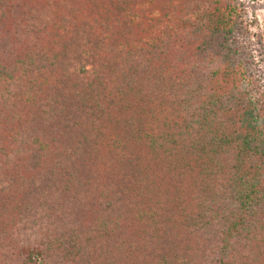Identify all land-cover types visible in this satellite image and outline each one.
I'll list each match as a JSON object with an SVG mask.
<instances>
[{"label":"trees","instance_id":"trees-1","mask_svg":"<svg viewBox=\"0 0 264 264\" xmlns=\"http://www.w3.org/2000/svg\"><path fill=\"white\" fill-rule=\"evenodd\" d=\"M189 1L0 0V264H264L246 0Z\"/></svg>","mask_w":264,"mask_h":264},{"label":"rangeland","instance_id":"rangeland-1","mask_svg":"<svg viewBox=\"0 0 264 264\" xmlns=\"http://www.w3.org/2000/svg\"><path fill=\"white\" fill-rule=\"evenodd\" d=\"M202 0H190V6L194 7V14L196 15V12L198 8L200 7V3ZM209 2L214 3L216 0H208ZM224 1V0H221ZM238 1V0H237ZM249 0H246L245 8L241 9V17L244 21V25L246 24V28L250 35H253V37H250V39H247L250 41V47H249V54H250V65L246 68L240 67L238 70L241 69L245 71V75L249 76L250 78L254 79L255 83L260 89V92L264 91V0H254V4H251ZM236 41H240L239 47L244 42L242 41V37L240 35L236 36ZM234 47L237 48L238 44H234ZM216 58L215 56L213 59ZM234 60L238 61L240 56L234 55ZM215 62L212 63V66H209L206 69H203V72L208 73L209 69H214L213 67H218L220 63L216 62L217 60H214ZM246 83L241 84V88H245ZM249 89H251L252 86H247ZM252 94V91L248 92L247 95H244V100L249 97V95ZM38 221H40L38 219ZM26 234V239L28 241H33L35 239V235L32 232L29 231H23ZM27 232V233H26ZM23 239V237H22ZM23 241V240H22Z\"/></svg>","mask_w":264,"mask_h":264},{"label":"crops","instance_id":"crops-1","mask_svg":"<svg viewBox=\"0 0 264 264\" xmlns=\"http://www.w3.org/2000/svg\"><path fill=\"white\" fill-rule=\"evenodd\" d=\"M249 3H251V4H254V2H253V1H252V2H248V4H249Z\"/></svg>","mask_w":264,"mask_h":264}]
</instances>
